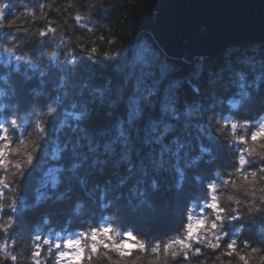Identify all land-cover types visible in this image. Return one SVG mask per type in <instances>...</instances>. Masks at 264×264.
<instances>
[{
    "label": "trees",
    "instance_id": "trees-1",
    "mask_svg": "<svg viewBox=\"0 0 264 264\" xmlns=\"http://www.w3.org/2000/svg\"><path fill=\"white\" fill-rule=\"evenodd\" d=\"M158 1L0 0V4H11L0 19L4 25L0 27V106H3L0 119L22 117L28 128L47 104L66 94L58 113L46 118L47 135L40 141L42 147L37 150L27 176L10 180L4 190L6 196L15 194L19 201V211L13 215L21 217V222L11 235L18 241L17 251L22 250L25 258L31 250L30 237L35 230L68 238L67 234L97 227L102 216L116 220L118 227L134 230L139 239L166 242L177 233L183 234L190 222L186 209L193 215L211 213L206 208L205 197L210 200L207 185L227 178L218 177L217 172L235 178L233 168L238 163L235 157L245 145L227 134L221 135L217 121L227 116L256 125L264 121V111L259 105L229 112L228 103L239 100L242 85L257 97L264 94V39L238 40L213 54L192 59L170 57L145 29L154 20ZM101 3L103 7H99ZM77 12L90 17L84 23L90 28L95 26V32L89 33L71 21L70 17ZM65 19H69L71 26L63 23ZM50 22H54L58 31L47 38L37 35ZM12 36L17 38L14 43L20 45L15 54L3 47L11 46ZM67 36L73 37L72 47L79 53L78 63L71 67L65 61L68 50L63 47L68 43ZM81 36L88 40L83 48L77 46L80 42L75 39ZM93 40L98 41L100 49L96 53L87 50ZM58 65H64V70ZM65 76L69 87L61 90L59 78ZM196 88L199 92L194 91ZM134 99L139 100L142 112L125 144L119 137V127L121 124L128 127L126 122ZM73 103L86 105L87 114L80 121L69 119L68 126L58 133L57 126L64 113L74 110ZM168 103H174L175 115L164 111ZM192 106H199L201 112L186 116L185 111ZM153 124L156 132L151 131ZM165 126H168L166 132ZM17 135L23 137L22 132ZM57 135L62 141L79 145L78 152L88 156L81 169L88 180L87 186L64 180L56 187L51 186L47 170L69 166L64 158L52 160L45 155ZM106 143H112V152H105ZM202 146H207L211 154L201 153ZM165 148L169 149L164 152L165 164L158 168L156 164ZM125 151L129 159L121 160ZM254 163L261 166L258 158ZM129 166H134L133 174L113 193L118 200L108 208L102 207L105 201L100 198L101 188L109 182L115 185L121 177L128 176ZM3 175L4 171L0 170V177ZM153 178L160 185L159 191L148 188ZM97 184L101 187L96 188ZM80 204L83 208L78 213ZM130 204L138 207L132 208ZM197 204L203 207V212ZM45 218L48 223H44ZM237 228L240 231L236 238L242 253L245 240L253 247L264 248L256 243L264 235V214H247ZM6 238V234H0V240ZM60 250H65L63 245L56 251ZM221 251L213 253L205 249L207 264H219L217 257ZM262 256L264 252L253 255L250 264H261ZM40 259L42 264H53V257L45 253ZM222 259L225 264L228 259L237 264L236 258ZM2 264L12 262L2 260Z\"/></svg>",
    "mask_w": 264,
    "mask_h": 264
},
{
    "label": "snow or ice",
    "instance_id": "snow-or-ice-1",
    "mask_svg": "<svg viewBox=\"0 0 264 264\" xmlns=\"http://www.w3.org/2000/svg\"><path fill=\"white\" fill-rule=\"evenodd\" d=\"M48 7H52V5L49 4ZM99 7H103V4H99ZM10 8L11 4L9 3L0 4V19L5 17L6 10ZM56 10L59 11V9ZM40 18L43 19V16ZM70 19L75 25H80L89 33L96 31L95 26L90 28L87 23H84V21L90 19L87 15L77 12ZM13 23L15 22L13 21ZM63 23L71 26L69 19H65ZM0 27H4V25L0 24ZM57 31L54 22H50L46 28L38 30L37 35L47 38ZM66 38L68 43L63 45L68 50L65 61L71 67L78 63L77 56L79 53L72 47L73 37L67 36ZM16 39L14 36L11 37L13 43L10 47L3 45L13 54L20 46L14 43ZM75 39L80 42L77 46L81 48L88 43V40L83 36ZM98 39L102 41L103 37ZM91 43L92 46L87 50L91 53L98 52L100 50L98 41L93 40ZM33 67L36 66L33 65ZM58 67L61 71L64 70V65H58ZM241 80H243V77H241ZM59 87L61 90L69 87V80L66 76L59 78ZM194 91L199 92V89L196 88ZM64 95L57 96L52 103L47 104L45 110L39 113L37 119L29 123L28 128L25 127L24 118L22 117L17 116V118L8 119V116H5L0 119V170L5 173L0 177V234L7 235L6 239L0 240V258L2 260L11 261L12 264H42L40 257L42 253H45L53 257V264H98L101 260L104 261V264H144L145 260H147V264H169L170 261H177V264H193V261H196V264H207L205 249H210L213 253L222 250L221 256L217 257L219 264H225L222 257L236 258L237 264H250V257L264 252V248L253 247L251 242L245 240L242 242L245 249L242 253L240 251L241 244L238 243L236 238L240 231L237 224L247 214H264V121L256 125L251 121L240 122L231 116H227L222 117L221 121H217V130L221 135L227 134L231 139L245 145L235 157L238 162L233 168L235 178L228 173H216L218 177L223 175L227 178H221L218 182H210L207 185L210 190V200L207 196L205 197L208 201L206 208L210 209L211 213L208 215H193L192 212L186 209L187 220L190 222L187 223L183 234L177 233L166 242H148L139 239L134 234V230L118 227L116 220L113 218L102 216L97 227L90 228L85 232L67 234L68 238H63L59 234H54V237L48 236L44 235L39 229L35 230L30 237L31 250L25 258L22 250L17 251L18 241L11 235L20 226L21 222V217L13 215L19 211V201L15 194L10 197L6 196L4 190L9 187L10 180L18 176H27L29 166L33 165L36 158L37 150L42 147L40 141L44 140L47 135L46 118L53 117L58 113L59 106L65 102ZM101 95H103V92H101ZM228 103L229 112L254 105H259L260 109L264 111V94L257 97L249 88L242 85L239 100L233 99ZM139 105V100L134 99L131 101L129 119L126 122L128 127H124L123 124L119 127V137L125 144L131 138L130 129L135 126L137 118L141 115L142 110ZM72 107L74 110L64 113V118L60 120L57 126L58 133L63 132L65 127L68 126L69 119L80 121L86 116V105L73 103ZM164 111L172 112L175 115L174 103L166 104ZM200 112L199 106H192L184 114L192 116ZM8 115L13 116L16 114L9 113ZM26 115L28 114L26 113ZM209 119L211 120L212 117ZM29 128H31V131L28 130ZM167 130L168 126H165L164 131ZM151 131H157L155 124H153ZM18 132H22L23 137L17 135ZM156 139L159 140V136ZM78 147L77 144L62 141L59 135L52 142V146L45 155L52 160L64 158L69 162V166L65 169L49 168L47 170L46 176L52 187H56L61 183V180L69 184L77 182L81 186H87L88 180L82 175L81 169L84 167V162L88 159V156L78 152ZM179 147H182V145ZM104 150L106 153L112 152V143L104 144ZM168 150L165 148L161 151V158L156 167L163 168L165 164L164 152ZM90 151H95V149H90ZM201 153L211 154V150L207 146H202ZM257 158L260 167L255 166L254 161ZM120 159H129L127 151ZM93 163L103 164L105 162L93 161ZM133 169L134 166H129L128 176L121 177L115 185L110 182L104 184L100 196L105 201L101 205L102 207L108 208L118 200V196L113 193L126 183L128 177L133 174ZM182 178L183 173L181 172ZM95 187L100 188L101 186L97 184ZM159 187L160 185L155 178L151 179L148 184V188L153 192L159 191ZM177 187H180L179 183ZM14 192L15 190H13ZM89 194L92 195V193ZM41 198H43V195L38 197V199ZM140 203H144L142 198ZM130 206L132 208L138 207V205L132 204ZM197 207L203 212V207L199 204H197ZM82 208L83 204L78 205L77 212L79 213ZM44 223H48L47 218H45ZM256 243L264 245V235H261ZM62 245L65 250L56 251L61 249ZM248 249L250 251H247ZM202 257L204 259H201ZM2 260H0V264H2ZM227 264H232V259H228ZM261 264H264V256L261 257Z\"/></svg>",
    "mask_w": 264,
    "mask_h": 264
},
{
    "label": "water",
    "instance_id": "water-1",
    "mask_svg": "<svg viewBox=\"0 0 264 264\" xmlns=\"http://www.w3.org/2000/svg\"><path fill=\"white\" fill-rule=\"evenodd\" d=\"M145 29L170 57L207 56L238 40H263L264 0H159Z\"/></svg>",
    "mask_w": 264,
    "mask_h": 264
}]
</instances>
